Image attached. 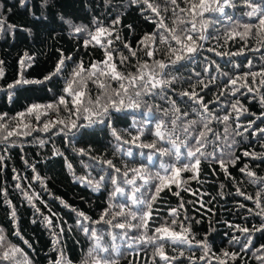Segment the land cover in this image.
<instances>
[{
    "label": "trees",
    "instance_id": "obj_1",
    "mask_svg": "<svg viewBox=\"0 0 264 264\" xmlns=\"http://www.w3.org/2000/svg\"><path fill=\"white\" fill-rule=\"evenodd\" d=\"M155 2L161 9L165 6L164 0ZM178 3L181 7H187L183 0H178ZM230 3L235 6L225 5L227 15L219 12L205 13L204 19L209 24L207 30L194 34L206 37L198 41L202 47L192 54L191 59L182 60L166 70L171 73L169 79L176 77L174 83L162 94L167 99L162 98V95L144 96L140 108L113 113L110 126L99 123L89 126L87 120L81 117L77 124L84 126L78 129L69 131L64 125L58 124L48 131H43V123L48 120L54 122L56 119H63L66 123L69 122V113L61 107L58 115L49 112L46 116L42 115L39 122L33 117H28L32 128L35 129L30 135L0 139V157L3 158L0 159V229H3L7 243L20 247L26 254L27 260L24 255L17 254L18 264H53L61 251L73 264H82L83 261L93 264L87 252L94 241L81 230L78 221L90 229L97 230V234L103 237L102 246L109 249L101 255L118 260V264H153V259L155 264H165L158 256H154L155 245L135 242V238L141 235L139 229L128 231V237H124L122 233L127 229L110 228L107 224L93 221H98L110 205L113 207L105 219H111L112 213L119 211V204H131L125 196L119 194L110 199L115 188L111 183L113 177L117 179L118 185L125 189L126 195H130L131 186L123 183L124 171L144 165L149 173L154 174L160 171L161 162H175L174 157L161 156L159 153L154 154L149 161L147 156L153 150L141 149L135 143L117 141L112 135V129L114 128L123 140L130 141L132 136L137 135V129L143 128L144 134L137 143H151L156 139L152 133L157 122L163 120L168 130L172 129L170 121L175 118L176 113L172 110L171 101L176 102V107L181 113H190L185 120L200 121L201 118L191 112L193 107L199 106L194 105L188 97L178 95L185 90H195L208 105L213 117L209 126L220 134L221 138L216 141L215 146L223 149L224 159H239L234 165H227L228 175L211 159H202L198 179H190L193 176L191 172H182L180 178L188 183L181 184L180 188L173 184L171 191L165 189L160 193L153 204V219L149 221L148 235H152L155 227L165 222L170 224L172 217L169 212L176 208L179 210V221L185 226L190 225V238L194 237V242L191 246H177L165 242L166 254L169 257H179L171 264H193L188 257H193L194 264H219L216 257L226 260L227 264H264V260L257 258L264 256V250L257 251L264 245V231L254 230L264 224V216L256 215L261 209L255 203V200L259 199L261 207H264V179H261L264 178V159L254 158L264 157V133L259 132L260 128H264V107L260 103V97L264 96V86L260 84V76L256 77L254 85L252 78L247 77L248 84L255 89L251 93L247 88L241 87L243 80L237 82L235 87L239 88V91L235 95L232 94V86L228 85L231 78L243 76L248 72H258L264 68V44L259 42L261 37L256 36L255 28L245 40L240 39L239 35L234 39L230 38L235 33L245 32L243 24L256 23L245 15L250 10L245 6V0H230ZM142 7L144 6L131 4L130 0H30L26 9L21 7L19 0H0V15L6 21L4 30L0 31V61H3L0 66L4 70V76L0 78V115L7 114L0 123L8 122L11 127L15 124L11 118L26 111L30 105L55 102L60 95H64L66 79L70 78L72 69L81 61L84 67L88 68L92 62L105 59L104 50L100 46L93 43L85 47L84 41L89 39L87 31L75 33L65 21H71L73 26H84L88 31H95L98 25L113 29V36L109 38L114 41L111 47L115 49L113 57L118 67H121V53L130 57L129 65H134L137 58L148 60L149 63L157 59L167 62V46L159 44L158 41L152 46L159 49L153 58L146 57L140 50L142 46L139 41L146 33L156 30V25L150 19H145V16L153 17L154 14L150 11L142 13ZM168 7L171 8V5ZM161 15L171 27L172 20L175 19L171 10L166 13L162 11ZM228 16L232 19L229 20ZM117 17L120 18V23L113 25L112 22ZM9 25L16 27L9 31ZM128 25L132 27L129 28ZM200 27L198 18L197 29ZM116 34L120 35V40L114 39ZM124 43L130 44L137 51V57L130 56L128 49L123 46ZM237 52L243 54L233 55ZM25 53L32 57V60L27 61L30 66L22 70L20 61L25 58ZM62 55L70 56L71 60L65 61L59 76L53 77L45 84L8 89L7 85L14 83L22 71L27 79H43L55 69ZM249 61L252 63L251 68L248 67ZM121 70L125 68L121 67ZM126 70L135 71L130 66H127ZM212 77H215L214 82ZM199 81H203L208 87L204 88ZM226 85L228 86L225 87ZM115 86L113 84V87ZM88 88L93 95L96 94L97 90L93 84L89 83ZM237 101L238 107L242 106L238 118L231 108V104ZM149 108L151 114H148ZM164 110H168L167 116L164 115ZM200 111L203 112L202 109ZM226 114L230 115V119L225 140V125L216 117ZM71 118L77 119L76 116ZM237 124L241 127L237 128ZM201 127L202 122L197 124L196 130ZM245 128L248 130L245 131ZM176 131L180 140H183L185 135L181 129L178 127ZM237 132L241 135H237ZM208 137L214 139L212 133H208ZM229 144L231 147H228ZM157 147L167 148L170 145L160 142ZM80 149L84 150V154L79 152ZM129 149L131 156L126 155ZM205 150L212 152L214 145H207ZM246 151L251 155L244 156ZM216 156L217 159L220 158L219 151ZM108 160L121 169V172L116 173L113 168H109L105 163ZM69 164L72 165L71 169ZM245 165L246 171L241 172L240 169ZM247 171L255 175L249 177ZM37 176L40 177L39 180L36 179ZM101 176L104 177L102 186L99 190H93L88 181L95 183ZM131 176L132 173L129 172V177ZM80 177L85 179L82 181ZM17 184L20 188L16 187ZM185 188L190 190L185 191ZM237 190L245 195H238ZM177 191L179 196L173 195ZM28 196L32 197L31 201ZM137 196L147 199L150 192L142 188ZM246 196L253 199H246ZM181 200L184 202L183 209H179ZM201 204L204 206L201 207ZM13 210L16 213L15 219L12 218ZM78 212H83L90 219L84 220L77 215ZM45 217L51 219V227ZM122 219L125 218L118 217L113 223ZM137 222L132 221L133 224ZM237 226L248 228L250 231L243 233ZM174 227L177 231L180 230L179 223ZM17 231L20 236L15 235ZM109 233L116 235L115 241ZM233 237L237 238L239 243L233 242ZM205 238L210 252L206 260H200L199 257L204 255V251L195 241ZM249 239V249L242 250L241 245ZM24 240L28 241L31 248ZM56 240L59 241L58 244H54ZM113 245L119 250V256L112 251ZM181 251L183 256H180ZM225 251L237 253L236 259L223 256ZM2 264L8 262L4 261Z\"/></svg>",
    "mask_w": 264,
    "mask_h": 264
},
{
    "label": "snow or ice",
    "instance_id": "obj_2",
    "mask_svg": "<svg viewBox=\"0 0 264 264\" xmlns=\"http://www.w3.org/2000/svg\"><path fill=\"white\" fill-rule=\"evenodd\" d=\"M30 0H19L21 7L27 9ZM131 4L143 5L141 12H151L154 14L153 17L145 16V19H150L155 25L156 30L152 33H146L143 38L139 41V45L142 46L140 50L144 52V55L148 58H153L158 51V48H153V45L159 44L166 45L167 50L165 60H153L152 63H149L148 60H140L137 58V62L134 65H129V56H124L122 53L119 55V65L124 67L125 70H121V67H118L116 60L113 57V52L115 49H112L113 39L109 37L113 36V29L106 28L102 25H98L95 28V31H88L84 26H73L71 21H65L72 27L75 33L85 32L89 36V39L84 41L85 47L89 44H95L100 46L104 50L105 59L102 61L92 62L88 68L84 67L83 62L81 61L72 69L70 78L66 79V84L63 89L64 95H60L55 102L48 103L46 105L42 104H32L26 111L20 112L16 117L11 118L15 121V124L10 127L8 122L0 123V139L8 140L12 136H27L31 134V131L35 130L32 128L31 123L28 121V117H33L36 121H40L41 116L48 115L49 112H55L59 114L61 107L69 113V122L66 123L63 119H56L54 122L48 120L43 123V131L50 130L51 127L56 125H64V128L69 129H78L84 125H78L77 120L83 117L87 120L88 125L93 124H107L110 126V121L113 113L124 112L129 109L135 110L140 108L141 102L144 96H156L162 95L166 89H168L172 83H174L176 77H168L171 75L170 72L166 70L171 66H175L182 60L191 59L192 54L196 53L202 45L198 43L199 40H204L206 37L204 35H195L198 32L206 31L209 26L208 22L204 19L205 13L219 12L225 14V5L234 7L230 3V0H183V3L187 7H181L178 3V0H164V7L161 9V6L155 2V0H130ZM171 5V8L168 6ZM215 5V6H214ZM245 6L250 9L245 13L250 19H254L256 23L243 24L245 32L235 33L230 38H235L236 35H239L240 39L245 40L246 37L252 34L253 28H255V34L258 37H261L259 41L261 44H264V0H245ZM171 10L172 15L175 19L172 20V26L169 27L165 23L164 17L161 15L163 12H168ZM10 11V10H9ZM183 14V15H181ZM35 18V17H34ZM199 18L200 29H197V21ZM229 20L232 17H227ZM95 23V21H94ZM120 23V18L117 17L113 20V25H118ZM6 21L2 15H0V31H3L5 28ZM15 25H9L8 30L12 31L15 29ZM127 27L131 28V25ZM23 30V29H22ZM115 40H120L121 37L119 34H116ZM174 42V44L172 43ZM124 48H127L131 57H137V51L134 50L130 44L124 43ZM212 50V49H210ZM259 51V49H255ZM242 52L234 53L233 55H242ZM220 55V53H217ZM225 55H227L225 53ZM32 60V57H29L25 53V58L21 59L20 67L25 69L30 66L27 64V61ZM71 60V57L61 56V59L57 62L55 69L43 79H27L21 72L18 79L7 85L8 89L23 88L28 85L36 84H45L47 81L52 80L53 77L59 76L65 66V61ZM3 64V61H0V65ZM130 66L135 69V71H128L126 67ZM248 67H252L251 61L248 62ZM207 71V69H205ZM199 75V74H197ZM225 75H227L225 73ZM4 70L0 66V78H3ZM252 78V85L256 83V77L260 76V84L264 86V68L258 72H248L243 76H237L231 78L228 81V85H231L233 88L232 94L235 95L239 91V88H236L238 81L243 80L244 83L241 84V87L247 88L249 93L255 91V89L248 84L247 77ZM214 82L215 77L211 78ZM91 83L95 86L96 94L93 95L92 91L88 88V84ZM204 88H207L208 85L204 84L203 81H199ZM113 84L116 86L113 87ZM226 85L225 87H227ZM159 90V91H157ZM223 94V92L221 93ZM181 97H188L194 105L199 107H193L191 112L196 116L200 117V121L196 119L185 120L189 116L188 111L181 113L180 109L176 107V102L171 101L172 110L176 113L175 118L170 121L172 129L168 130L165 121L161 120L155 124V130L152 133L156 139L151 143H137L140 140V137L144 134L143 128L137 129V135L132 136V139L123 140V137L113 128L112 135L117 141H123L126 144L135 143L137 147L144 149L153 150L147 156L149 161L152 160L153 155L159 153L161 156H171L174 157V163H164L160 164V171L151 174L147 171L144 165L140 167H135L128 169L122 173L123 183L131 186L130 195H126L125 189L120 187L117 183L116 178L111 179L112 185L115 186L113 193L111 194L110 199H114L117 194L120 196H125L126 200H129L131 204L126 206L125 204H119V211L112 213L111 219H105L109 215V211L112 205L109 206V209H106L104 213L101 214V217L98 221H93V223H104L110 226V228L118 229H127L122 235L128 237V231L132 229H139L141 235L138 238H135V242L155 245L154 256H158L160 260L164 261L165 264H171L172 261L177 260L179 257H169L165 252V242L170 243L171 245H188L191 246L194 242V237H191V227L185 226L182 221H179V210L173 208L169 212V216L172 217L171 223L165 222L158 227H155L152 231V235H148L149 221L153 219V204L156 202L160 193L165 189L171 191V185L175 184L177 188H180L181 184H187V180H182V172H191L193 176L190 179H198V174L200 171V165L203 160H213L220 165L224 170L225 174L228 175L227 165L235 164L239 157L231 158L229 160L224 159L223 149H219L216 145V141L220 140V134L214 132L213 129L209 126L211 123L212 113L208 108V105L204 103V99L200 96L195 90L189 92L187 90L178 93ZM66 97H70L67 99ZM162 98L167 99L166 96L162 95ZM11 99V94L9 95ZM261 106L264 107V96L260 97ZM239 102L231 104L233 111L237 113V118L241 113V107H238ZM203 110V112L200 111ZM244 111H247L244 109ZM148 114H151V108H149ZM7 114L0 115V121H4V117ZM164 115H168V110H164ZM72 116H76V120L72 119ZM219 122L225 125L224 128V139H227L229 132L228 121L230 115L226 114L223 117H216ZM181 122V123H178ZM202 122V127L199 130H196L198 123ZM254 123V122H252ZM180 128L182 133L185 135L183 140H180V136L177 134V128ZM241 125L237 124V128ZM251 127V123L249 124ZM245 131L248 128L244 129ZM63 131V129H61ZM259 132L264 133V128H260ZM208 133H212L214 139H209ZM237 135L241 133L237 132ZM179 141V143H178ZM160 142L167 143L170 147H157V144ZM233 143L235 141L233 140ZM43 144V141H41ZM213 144L214 150L212 152H207L205 149L207 145ZM228 147H231L229 144ZM183 148V151H182ZM119 151V146L117 147ZM220 152V158L217 159L216 152ZM79 152L84 154V150L80 149ZM59 154V153H57ZM126 155L131 156L132 152L129 149ZM231 155V154H229ZM244 156L251 155L249 152H244ZM256 159H264L261 156H255ZM0 159H3L0 157ZM109 168H113L116 173H120L121 169L116 168L111 160L105 161ZM177 164L180 166L178 167ZM68 167L71 169L72 165L69 164ZM247 165L244 168H241V172H245ZM129 172L132 173V176L129 177ZM249 177H253L255 174L251 171H247ZM37 180L40 179L39 176L36 177ZM82 181L84 177H80ZM264 179V178H261ZM104 181V177L101 176L99 181L92 183L88 181L89 184L93 187V190H99ZM140 181L141 183H137ZM256 181H253L255 183ZM151 186V187H148ZM17 188H20V185H16ZM223 187V186H221ZM145 188L150 192V196L147 199L138 197L137 193L141 192V189ZM154 188V191H152ZM185 191L190 189L185 188ZM238 195H245L243 192L237 190ZM27 196V193H25ZM173 195L179 196V191L174 192ZM196 195V193H193ZM246 199H253L250 196H246ZM29 201L32 197L28 196ZM10 203V202H9ZM256 206L260 208V212L256 215L264 216V207H261L259 199L255 200ZM67 207V205H65ZM204 205L201 204V207ZM243 207V205H241ZM184 208V202L181 200L179 209ZM135 209V210H133ZM39 211V210H37ZM251 211V209L249 210ZM15 210L12 211V218L15 219ZM78 216L83 217L84 220H89L83 212H78ZM118 217L125 218L120 220L117 223H113ZM187 219V217H185ZM45 220L49 227H51L52 221L50 218L45 217ZM132 221H138L133 224ZM80 225L81 230L89 235L90 238L94 241V244L88 249L87 256L92 258L93 264H118V260L110 259L104 257L101 254L107 253L109 249L102 246L103 237L97 234L95 228L90 229L87 226H84L79 221L77 222ZM179 223V231L175 229ZM199 223V221H197ZM238 227V226H237ZM238 230L243 233H249L248 228H239ZM255 231H264V224L260 228L254 229ZM63 231V230H61ZM16 236H20V233L17 231ZM113 241L116 240V235L109 233ZM23 239V237H21ZM233 242L239 243V240L233 237ZM24 243L31 248V245L27 240H24ZM59 241H54V244H58ZM195 244L198 247H201L204 251V255L199 257L200 260H206L207 254L210 252V248L207 244V239L205 238L202 241H195ZM251 245V240L243 245H241L242 250L247 251ZM131 246V245H129ZM264 250V245L261 246L257 251ZM112 251L119 256V250L113 245ZM17 254L25 256L23 249L16 245L7 243L6 237L3 235V229H0V264L7 261L8 264H18ZM180 256H183V252H180ZM223 256L229 257L232 260H235L237 253H229L227 251L223 252ZM258 259L264 260V256L257 257ZM190 261H193V257H188ZM219 264H227L226 260L216 257ZM53 264H73L72 260L65 256L63 251L60 252L59 258L53 261ZM82 264H87V261H83ZM153 264H155V259H153Z\"/></svg>",
    "mask_w": 264,
    "mask_h": 264
},
{
    "label": "bare ground",
    "instance_id": "obj_3",
    "mask_svg": "<svg viewBox=\"0 0 264 264\" xmlns=\"http://www.w3.org/2000/svg\"><path fill=\"white\" fill-rule=\"evenodd\" d=\"M164 7V6H163ZM93 49V48H92Z\"/></svg>",
    "mask_w": 264,
    "mask_h": 264
}]
</instances>
